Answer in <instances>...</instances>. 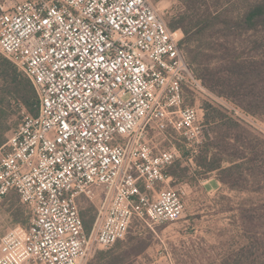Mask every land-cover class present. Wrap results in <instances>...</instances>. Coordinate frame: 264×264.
Wrapping results in <instances>:
<instances>
[{
	"label": "built area",
	"instance_id": "1",
	"mask_svg": "<svg viewBox=\"0 0 264 264\" xmlns=\"http://www.w3.org/2000/svg\"><path fill=\"white\" fill-rule=\"evenodd\" d=\"M153 1L0 4V51L40 99L0 146V202L15 191L32 214L2 236L0 264H87L134 222L183 216L165 172L181 151L152 135L173 131L197 151L205 110L185 93L204 87ZM98 196L87 233L78 202Z\"/></svg>",
	"mask_w": 264,
	"mask_h": 264
},
{
	"label": "rangeland",
	"instance_id": "2",
	"mask_svg": "<svg viewBox=\"0 0 264 264\" xmlns=\"http://www.w3.org/2000/svg\"><path fill=\"white\" fill-rule=\"evenodd\" d=\"M185 1L153 2L169 27L172 17L184 10ZM252 1L254 0H206V7L203 8H209L212 12L218 11L225 19L237 20L246 5ZM15 2L16 0H0V4L6 6H11ZM176 31H179L182 39L183 32ZM258 37L259 35L250 32L239 39V30L223 28L221 31L216 27L209 29L200 42L210 48L209 53L214 56L223 54V50L219 49L220 43L230 42L234 47L233 52L239 53V50H243L248 58L256 59L259 53L255 50L254 41ZM0 54L4 56L1 51ZM203 87L204 89L198 92L187 91L185 103L203 108L205 102H210L227 110L232 117L240 119L248 126V141L253 146L262 143L263 146L260 147L262 151L255 154L252 148L247 149V157L254 161L248 160L250 161L246 164L248 169L239 178V170L233 174L221 175L218 171L205 173L197 166L194 159L199 154L204 138L197 151L193 152L189 150L191 148L187 146L186 140L173 131L166 135H152L154 143L160 148L176 146L181 151L178 160L189 166L186 177L182 180L177 179L174 183L171 181V186L179 190L183 196L184 213L178 221L164 224L149 225L140 221L133 223L121 243L122 250L138 254L131 259L134 264H243L246 261L264 264V113L247 112L229 98L210 91L204 85ZM28 112L27 109H22L21 119L15 127ZM202 121L204 124L205 111ZM13 129L7 133V137ZM230 130L233 134L239 132L236 127ZM222 131L225 133L227 127H222ZM184 153L189 154L183 156ZM222 165L228 167L229 162H223ZM211 176H214V180L208 182ZM221 177L237 183L238 188L230 189L221 181ZM101 196L94 201L86 197L79 199L80 213L81 216L84 214L86 221H91L97 214L96 206L101 202ZM242 208L250 210L246 218L242 215ZM249 215H252V218H249ZM31 219L30 209L20 201L18 194L12 191L0 202V241L11 228L17 225L28 227ZM94 223L95 220L93 226ZM245 245L252 246L255 253L253 256L239 255L240 248ZM108 249H96L87 264L98 252Z\"/></svg>",
	"mask_w": 264,
	"mask_h": 264
},
{
	"label": "trees",
	"instance_id": "3",
	"mask_svg": "<svg viewBox=\"0 0 264 264\" xmlns=\"http://www.w3.org/2000/svg\"><path fill=\"white\" fill-rule=\"evenodd\" d=\"M204 6L206 7V0H186L184 10L177 12L169 21L171 30L183 32L180 43L184 47L188 62L197 78L210 91L229 98L247 112L264 113V0L248 3L237 20L225 19L218 11L212 12L209 8L204 9ZM216 27L221 31L223 28L239 30V39L250 32L259 35L254 41L255 50L259 53L258 58H248L243 50H239V53L233 52L234 47L230 42L219 44V49L223 50L222 55L214 56L209 53L210 48L201 44L200 40L209 29ZM23 108L33 116L39 114L40 99L36 88L26 74L0 54V146L7 141V133L21 119ZM203 108L204 143L194 159L195 163L205 173L218 171L222 175L233 174L239 170L240 178L248 169V160L254 161L247 157V149L252 148L253 152L258 154L262 151V143L253 146L248 141V126L240 119L232 117L227 110L210 102H205ZM222 127H227L225 133ZM234 127L239 129L238 133H231L230 129ZM187 154L189 153H184L183 156ZM223 162H229V166L223 167ZM188 171L189 166L177 160L165 172L173 177L174 183L175 180L186 177ZM221 181L230 189L238 188L237 183L222 177ZM241 211L245 218L250 212L246 208ZM82 217L85 231L90 233L96 215L91 221H86L83 213ZM250 217L252 218V215H249ZM119 249L121 251H118ZM239 251L241 256L251 257L255 254L252 246L248 245L241 247ZM137 255L126 249L122 250L120 240L107 251L98 252L89 264H134L131 259ZM243 264L255 262L246 261Z\"/></svg>",
	"mask_w": 264,
	"mask_h": 264
},
{
	"label": "crops",
	"instance_id": "4",
	"mask_svg": "<svg viewBox=\"0 0 264 264\" xmlns=\"http://www.w3.org/2000/svg\"><path fill=\"white\" fill-rule=\"evenodd\" d=\"M212 180H214V176H211L207 181L209 182V181H212Z\"/></svg>",
	"mask_w": 264,
	"mask_h": 264
}]
</instances>
